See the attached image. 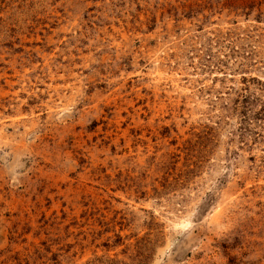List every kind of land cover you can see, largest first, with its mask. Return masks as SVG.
I'll use <instances>...</instances> for the list:
<instances>
[{"label":"rangeland","instance_id":"1","mask_svg":"<svg viewBox=\"0 0 264 264\" xmlns=\"http://www.w3.org/2000/svg\"><path fill=\"white\" fill-rule=\"evenodd\" d=\"M0 264H264V0H0Z\"/></svg>","mask_w":264,"mask_h":264}]
</instances>
